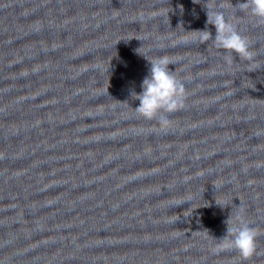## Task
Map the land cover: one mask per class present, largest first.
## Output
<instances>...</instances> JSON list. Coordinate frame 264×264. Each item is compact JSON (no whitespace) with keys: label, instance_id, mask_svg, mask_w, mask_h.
I'll return each mask as SVG.
<instances>
[{"label":"water","instance_id":"obj_1","mask_svg":"<svg viewBox=\"0 0 264 264\" xmlns=\"http://www.w3.org/2000/svg\"><path fill=\"white\" fill-rule=\"evenodd\" d=\"M237 213L257 228L247 257L217 247ZM0 264H264V170L111 132L0 87Z\"/></svg>","mask_w":264,"mask_h":264},{"label":"clouds","instance_id":"obj_2","mask_svg":"<svg viewBox=\"0 0 264 264\" xmlns=\"http://www.w3.org/2000/svg\"><path fill=\"white\" fill-rule=\"evenodd\" d=\"M207 9L206 24L215 25L214 43L218 48L234 50L241 58H250L252 52L249 48L248 38L240 33L224 12L214 10L213 5L204 2ZM240 10H247L248 13L257 20L264 21V0H238ZM201 40H207L213 36L207 27L198 29ZM139 51V48L136 49ZM150 62L147 74L141 80V90L131 92L133 97L139 99V104L135 110L146 118H157L159 127L167 129L171 126L168 114L184 105L186 95L185 86L182 80L169 68V64L174 62L172 57L162 55L158 57H148ZM225 59L230 63V57ZM221 205L223 202L218 201ZM257 228L250 221L244 219L239 213L233 220L227 218L226 234L220 237L218 248H235L242 256L247 257L254 252Z\"/></svg>","mask_w":264,"mask_h":264}]
</instances>
